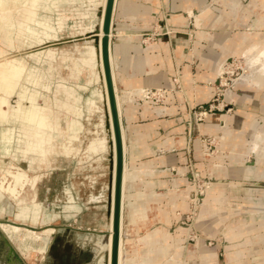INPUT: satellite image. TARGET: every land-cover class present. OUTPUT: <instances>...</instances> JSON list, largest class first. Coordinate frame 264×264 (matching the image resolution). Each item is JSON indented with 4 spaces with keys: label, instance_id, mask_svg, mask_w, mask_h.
<instances>
[{
    "label": "rangeland",
    "instance_id": "obj_1",
    "mask_svg": "<svg viewBox=\"0 0 264 264\" xmlns=\"http://www.w3.org/2000/svg\"><path fill=\"white\" fill-rule=\"evenodd\" d=\"M32 1L14 0L13 3L23 7ZM52 1H36L33 12L39 24L33 26L35 32L24 40L17 28L23 12L10 13V28L0 26V51H4L0 54V65L8 62L10 67L21 63L27 71L19 77L21 84L7 98L5 113L9 117L0 115L1 128L13 127L16 136L8 151L0 150V191L9 196V204L2 201L4 196L0 199V210L4 211V207L11 210L0 212V230L11 235L26 264L58 262L67 247L75 246L78 232L93 230L79 220H65L61 209L66 200L65 189L74 181H85L92 173L75 172L77 160L66 166L51 162V167L43 163L41 168L31 169L38 159L46 160L49 153L43 133L48 124H52L50 112L58 116L56 132L60 138L67 137V122L76 117L72 110L57 107L56 97L71 106L83 105V109L89 97L90 113L97 109L100 100L99 96L90 97L93 90L101 89L98 83L101 79L99 75L95 78L91 65L82 58L78 63V72L86 67L89 84L95 83L81 89L87 81L86 73L78 78L69 75L68 65L71 66L75 55L69 54L66 63L62 62L61 50H57L55 56H50L47 50L53 47L70 50L73 43L68 37L79 24L81 34L84 28L89 32L97 26V20L86 18L92 2ZM128 3H133L132 8L122 12L118 7L114 17V28L120 21L124 24L121 36L125 38L118 53L113 44L118 91L122 99L128 95L123 107L131 106L137 113L150 109L147 115L140 113L141 119H137L143 126L140 131H147L146 123H156L150 130L153 153L147 155L142 149L136 163L128 162L135 175L129 180L128 188L133 196L123 210L124 255L130 264H264V137L258 149L252 150L255 131L264 136V84L250 86L247 80H241L250 70L248 55L256 57L264 48V0H185L184 11L177 12L185 19L179 25L170 23L171 16L176 14L172 0H129ZM51 6L55 7L53 11L46 10ZM189 6L192 14L187 9ZM197 17H200L199 23ZM178 48L184 56L178 55ZM91 49L92 61L98 63L96 51ZM164 49L168 50L170 61ZM248 49L251 51L246 54ZM220 64L224 69L216 75ZM173 66L174 71L170 72ZM185 68L187 76L183 72ZM31 69L35 70L32 74L28 73ZM198 73L211 78H199ZM27 86L31 93L22 99L20 91ZM206 87L211 88L209 95L200 93L201 88L205 91ZM66 88L74 90V96L69 99ZM2 89L0 85V96ZM137 89H143L141 93L145 96ZM31 104L38 107L34 116L38 119L42 116L46 122L40 128L36 121L34 126L29 123L28 130L21 119ZM77 112L82 114L81 109ZM225 113L232 129L229 135L222 127ZM18 134L22 137L20 141ZM26 136L30 142L23 140ZM94 138L88 150L106 151L107 139ZM93 141H97L98 146L101 143L102 150H96L97 146L94 148L91 144ZM111 141L113 143V139ZM64 144L61 139L57 142L58 148ZM138 144L145 147L144 141ZM21 168L24 175L33 176L36 182L41 175L34 190L37 193L34 201L21 203V195L5 190L14 184L13 176ZM30 191L32 196L33 189L27 186L25 192ZM39 202L41 217L48 210L52 212V221L35 223L31 218L15 219L18 208L20 212H28L33 205L41 208ZM111 209L107 223L112 222ZM132 211L137 213L133 219ZM142 211L146 213L145 220ZM3 224L22 227L26 245L16 238L17 233H10ZM48 228L53 230L44 232ZM156 229L162 230L159 235L145 238ZM112 230L111 225L108 233ZM30 231L42 233V238H31Z\"/></svg>",
    "mask_w": 264,
    "mask_h": 264
},
{
    "label": "water",
    "instance_id": "obj_2",
    "mask_svg": "<svg viewBox=\"0 0 264 264\" xmlns=\"http://www.w3.org/2000/svg\"><path fill=\"white\" fill-rule=\"evenodd\" d=\"M115 0H107L103 24V38H102V55L103 65L106 77V86L110 102L111 119L113 124V131L115 137V153H116V165L115 175L113 178V143L110 137V121L107 112V106L103 99L98 101L100 109H96L90 113L88 111L87 100L85 102V109L76 107L67 103V101H59L56 97L57 107L72 110L76 117H72L68 125V135L65 138H60L56 132L58 126V116L53 112L51 119V128L49 129L52 136H55L52 144L53 149L44 158L43 162L34 164L31 168H41V164L49 163L51 167L52 163L56 165H70L74 160H77L75 172L89 171L85 181L77 183L74 181L70 187L65 189L66 200L61 205L63 210V216L65 220H79L86 227L92 228V232H78L77 241L75 246L71 249L67 247V250L60 256L58 262L54 264H108V250L106 248V240L108 236L107 222L110 214V207L112 203V189L114 180V198H113V243L111 253V264H118L119 258V239H120V222H121V203H122V185L124 174V146L121 129V119L117 109L115 89L113 84V77L111 72L109 51H110V38L109 33L111 29L112 14L114 9ZM101 7H99V10ZM100 15V11H99ZM80 25V24H79ZM71 32L68 37L73 43L70 50L57 49L55 47L49 48L48 53L50 56L57 54V50H61L62 62H66L70 59L69 54L75 55L73 63L68 65L71 69L70 76L80 77L86 73L87 81L85 85H81V89H86L89 84V71L85 67L78 72V63L82 57V52L86 49L87 45L98 46L99 38L96 35L99 31V27L96 26L89 32L84 34L79 33L80 26ZM111 42H115V38H111ZM51 47V45H49ZM43 51V50H42ZM70 51L71 53H68ZM61 66V64H58ZM103 89L101 80L98 81ZM98 89V88H97ZM94 91V90H93ZM68 93L67 99L70 96H74V90L66 88ZM89 98V97H88ZM79 99H75L77 102ZM78 109H81L82 114H78ZM78 120L79 122L73 121ZM95 136L107 137V149L101 153H93L88 150V145ZM65 142V144L58 148L57 142L59 140ZM48 143V142H47ZM81 155V156H80ZM42 160V159H41ZM60 161V164H59ZM87 164V165H83ZM37 180L35 187L31 189L36 190ZM36 192V191H35ZM9 197V196H8ZM4 196L2 201H7L9 204V198ZM37 199V193H36ZM40 203V202H39ZM18 205V204H17ZM32 205V204H31ZM41 209H42V204ZM54 205V204H53ZM56 208V203H55ZM53 206V207H54ZM10 208L4 207V211L1 213H9ZM19 208L17 209L18 212ZM51 210V209H50ZM48 210H45V215L41 217V210L39 214V220L42 223L52 221L53 215ZM16 212V213H17ZM83 214V215H82ZM58 214H56L57 217ZM16 219V214H15ZM45 219V220H44ZM17 220V219H16ZM21 221V220H20ZM1 227V224H0ZM2 228V227H1ZM12 238L5 232L0 230V264H26L23 256L17 247L13 244ZM49 262H47L48 264Z\"/></svg>",
    "mask_w": 264,
    "mask_h": 264
},
{
    "label": "bare ground",
    "instance_id": "obj_3",
    "mask_svg": "<svg viewBox=\"0 0 264 264\" xmlns=\"http://www.w3.org/2000/svg\"><path fill=\"white\" fill-rule=\"evenodd\" d=\"M12 1L14 2V0H12ZM36 1H38V0H33L29 6L24 3L25 5L23 7H21V6L17 5L16 3H13V2L10 4H8V3L6 4L4 0H0V23H3V25L2 24L0 25L1 28H3V29H7V27L10 28V23L8 24V22H10L9 21L10 16H12V15H10V13L12 11L14 12L15 10H17L19 13L23 12V14L22 13L21 14L24 15L22 18L19 17L20 19H18V24H17V28L20 31L19 32L20 36L23 38V40L26 39L28 36H30V33L32 31L35 32V30L32 29L33 26L39 24L38 19L36 18V13L33 12L36 9ZM59 1H61V0H59ZM90 1L92 2L91 3L92 7L90 9H88V12L86 13V18L89 19L90 21L91 20H97L98 21L97 26L99 27V31L97 33V36L99 38V43H98L97 47H95V45H93V44L87 45L86 49L82 52L81 58L83 59L84 62L91 65V67L93 68V70L95 72V78L98 77V75H99V78L101 79V82H102L103 89L102 90L95 89L94 91H92L90 97L91 98H97L99 96L100 100L103 99L106 106H107V112H108L110 127H111L110 133L112 132L111 134L113 136L112 139H113V157H114V160H113V178H114L115 165H116L115 137H114L113 124H112V119H111L110 102H109V96H108V92H107L106 77H105V70H104V65H103V55H102V38L104 35L103 24H104V16H105V8H106L107 0H90ZM53 2L56 3V1H54V0L52 1V3ZM55 3H54V5H55ZM58 4L60 5V3H58ZM58 4H56V5H58ZM114 6H115V3H114ZM99 7H101L100 10H99ZM187 9H188L190 14L193 13L191 6L187 7ZM24 10H26V11H24ZM86 11H87V9H86ZM99 11H100V15H99ZM113 11H114V9H113ZM83 13H84V11H83ZM84 15H85V13H84ZM112 18H113V14H112ZM12 20H13V18H12ZM14 20H15V17H14ZM197 21L199 23L200 17H197ZM112 26H113V22H111V29H110L111 31L109 33V38H110L109 58H110L111 72H112V77H113V84H114V89H115L117 109H118L119 117H120V113H121L120 109H121V101L122 100H121L120 94H118L116 92L117 87H116V72H115V55L111 49V43H112L111 38H112V33H113ZM84 29L82 31H84L83 33H86V31ZM86 29H87V27H86ZM31 35H32V33H31ZM92 47L96 51L95 58L97 59L98 63H94L92 61L93 60L92 49H91ZM249 51H251V49H248L246 54H248ZM3 53H4V51H0V54H3ZM244 56H245V54H244ZM250 56L248 55V59L246 58L247 59V67L250 70L244 74V76L242 77L241 80H247L250 86L256 85L257 87H260L261 85L264 84V48L259 50L256 57H252V56L250 57ZM19 60H22V59H19ZM0 61H2V59ZM4 62H5V60H4ZM6 63H8V62H6ZM6 63H4L3 65H0V85L3 87L2 96H0V115H3L6 118H8L9 115L5 113V112H7V110L5 111V108L7 107V104H8L7 98L10 94L13 93V91H14L13 89H15L17 86H19L21 84L19 82V77L24 75L25 73H27V71H25L26 69L21 63L19 65H16V66L12 65L10 67ZM223 69H224L223 65L220 64L218 66V69L215 71V74L217 75ZM34 71H35L34 69L33 70L31 69V70H29L28 73L32 74V73H34ZM209 90H211V89L209 88ZM136 91L140 95L145 96V94L141 93V92H143V89H137ZM209 92H211V91H209ZM28 93L30 94L31 90L27 86V87H25V89H22V91H20V96L22 97V99H25L26 97L28 98V96H27ZM127 98H128V95H125L123 99L126 100ZM30 100H32V97H30ZM100 108H101L100 105H98L97 109H100ZM37 110H38V107L35 106L34 104H31L30 106L27 107V109L23 113V118L21 119V122L24 121V122H22L24 124V128H27L29 130V127H28L29 123H32L34 126L35 121L38 122L39 128H40V126H42V124L46 122V118H42V116H41L38 119L34 116L36 114ZM228 117L229 116L227 115V113L222 114V127L226 131L225 133H228L226 135H229L230 134L229 132H232V129H230V127L228 126V124H229V118ZM18 126L20 127V125H18ZM50 126L51 125L48 124L45 132L43 133V134H45L44 137L46 140V148L45 149H48L49 152L53 149L52 144L49 142L53 141V137H55V136H52V133L49 130L51 128ZM12 129H14V128L8 127L6 129H2L1 123H0V150H2V149H4L5 151L9 150L10 144L12 143V141L16 137V136H14V133H13L14 131ZM255 133H256L255 134L256 138L254 140V145L252 147V150L258 149V146H259L258 144H259L260 140L264 137L261 132L255 131ZM122 138H123V146L125 147L123 133H122ZM21 139H22L21 135L18 134V140L20 141ZM94 139L95 140H101L102 139V141H103V139H107V137L104 136V138H103V137L97 136V138H94ZM23 140L25 142L31 141L28 136H26V138ZM96 142L93 141L91 143L92 145H94L93 147L96 148V146H97L96 150H102L103 146L100 145L101 143L98 146L97 145L98 142L97 143ZM103 145H104V143H103ZM124 157H125V150H124ZM126 168H127V165H126V161L124 159L123 183H124V178L126 179V176H125L126 175L125 174ZM24 174H26V173L22 168L18 169L17 172L13 176L14 177L13 178L14 184L8 186L5 189L8 192L9 191L12 192L15 196L21 195L20 200H19L21 203L25 202L29 199L32 201H34L36 199V192L34 190H33L32 196L30 194L31 191L28 193L25 192L27 186L33 187V188L35 187L36 179L33 176H30L29 174H27V175H24ZM2 196H4V193L0 191V199H2ZM112 196L114 198V180H113ZM124 199H125V197H124ZM113 204H114V202L112 201L111 208H113ZM122 206H123V185H122L121 214H122ZM33 207L34 208L30 209L28 212L18 211L16 214V219L26 221L27 219L31 218L33 222H35V223L38 222L41 208H39V206H37V205H35V206L33 205ZM111 225L113 226V222L107 224V227H109ZM3 227L7 231H9L10 233L11 232L17 233L16 238L19 239L21 244H25L24 243L25 239L23 238V233H22V227H20L18 225L11 226V225H7V224H3ZM52 230H53V228H48L44 232L49 233ZM30 232H31V235H29V236H31V238H33V237H36L37 239L42 238V233H38L37 231H30ZM48 235H50V234H48ZM112 235H113V230L111 231V233H108L107 240H106L107 241L106 242V248L108 250V255H109L108 264H111V253H112V243H113ZM10 237H11V235H10ZM13 238H15V237H13ZM47 238H49V237H47ZM120 239H121V222H120ZM120 239H119L118 264H125L123 245L121 246V250H120Z\"/></svg>",
    "mask_w": 264,
    "mask_h": 264
},
{
    "label": "crops",
    "instance_id": "obj_4",
    "mask_svg": "<svg viewBox=\"0 0 264 264\" xmlns=\"http://www.w3.org/2000/svg\"><path fill=\"white\" fill-rule=\"evenodd\" d=\"M128 1L129 0H115V6H114L113 18H112V22H113L112 38L113 37L115 38V42L112 43V47H111L112 51H113V44L115 45L114 47H115V51L116 52L118 51L119 48H120V51H121L122 45L124 43L123 41H125V38H123L121 36V33L123 32V28H124L123 25L124 24L121 23V21H120L119 25L117 26V24H116V27L114 28V17L116 15L118 7H120V10L122 12L125 9L132 8L133 3H128ZM184 3H185V0H172L173 11L176 14L171 16L170 23H172V24L177 23V25H179L180 23L184 22V20H185L184 16L181 15V13H177V12H180V11H184V9H185ZM54 9H55V7L51 6L50 9H46V10L53 11ZM40 11H41V9H39V12ZM15 13L18 14V12H15ZM163 46H164V43H163ZM164 50H166V49H164ZM165 52H166L165 53L166 59L169 60L170 58H168V50H166ZM178 55L184 56V52L180 48H178ZM115 65H116V63H115ZM169 69H170V72H173L174 71V66L172 68L170 67ZM115 72H116V69H115ZM183 72H184L185 76L189 75L187 68H185L183 70ZM198 77L199 78H201V77L202 78H208V79L211 78V76H209L207 74H203V73H198ZM124 79H125V77L121 75V81H124ZM116 87H117L116 92L119 94L118 86H117V72H116ZM209 88L210 87H206L205 91H203V88H201L200 93L201 92H205V93L208 94L209 91H211V90H209ZM120 97H121V95H120ZM121 100L122 101H121V109H120L121 110L120 119H121L122 133H123V136H124L125 161H126L127 168L125 170L126 179L124 178V183H123V206H122V214H121L120 250H121V246L123 245V250H124V254H125V251H126L125 245L126 244L124 243V239H123L122 233H123V226L125 225L126 221L124 219L123 210L126 207V204L130 203L131 198L133 196L132 194H130L128 192V188H129V184H130L129 180L132 179L134 177V175H135V172L134 171L132 172L129 169V166H128L129 163L128 162L131 161L132 163H136V160L138 158L137 154L142 149H144V152L147 155L153 153V151H154V148H153L154 147V143L153 142L149 143L150 141H152V134H151L150 130L154 128L156 122L153 121V122L146 123L145 127H146L147 131H145V132L140 131V129H142L143 126L138 124L137 119L138 120L141 119L140 118V113L141 114L144 113V114L147 115V112H149L150 109L146 108V109H149V110H145L144 112H139V113H137L135 111L133 112L131 106L123 107V101H125V99H122V97H121ZM245 121H244V125L246 123ZM209 130H212V129H209ZM142 141L145 142V147L144 148H143V146H139V144H138V142H142ZM113 160H114V157H113ZM151 161H154V160H151ZM147 166H149V164H147ZM151 195L152 194H150L149 196H151ZM124 197H125V199H124ZM136 212H137V210H136ZM136 212L132 211V219L137 214ZM142 218L144 220L146 219V213L145 212L142 213ZM112 222H113V218H112ZM109 223H111V222H109ZM109 223H107V224H109ZM161 231H162L161 229H156V230H154L152 232H148L145 238L146 239H152L154 236L159 235L161 233ZM129 236H130V234H129ZM125 241L127 243L129 241V238L126 239ZM124 256H125V258H124L125 259V264H130V262L128 261L127 256L126 255H124Z\"/></svg>",
    "mask_w": 264,
    "mask_h": 264
}]
</instances>
